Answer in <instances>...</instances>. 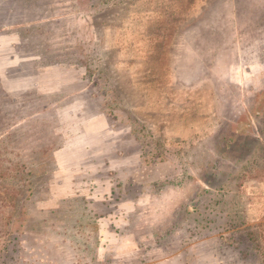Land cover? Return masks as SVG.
<instances>
[{"label":"rangeland","instance_id":"obj_1","mask_svg":"<svg viewBox=\"0 0 264 264\" xmlns=\"http://www.w3.org/2000/svg\"><path fill=\"white\" fill-rule=\"evenodd\" d=\"M263 91L264 0H0V264H264Z\"/></svg>","mask_w":264,"mask_h":264},{"label":"trees","instance_id":"obj_2","mask_svg":"<svg viewBox=\"0 0 264 264\" xmlns=\"http://www.w3.org/2000/svg\"><path fill=\"white\" fill-rule=\"evenodd\" d=\"M260 97L262 98L260 101L264 102V91H263V94L260 95ZM256 100L251 106L250 111H251V114L258 115L257 113L258 101ZM255 110H256V113H255ZM246 114L244 113L243 115H246ZM244 117L245 118H240L242 120L240 121L239 126L240 125L243 126L244 123L247 124L248 116L246 115ZM250 137L251 135L248 133V131L241 132V130L238 127L237 128L233 127L231 130H228V132L226 133V136L222 137L220 142L218 143V146L216 149L217 155L222 156L224 153L232 154L233 151H236L239 148L240 139H245L247 141ZM245 143H248V142H245ZM202 170H203V173L200 178L203 184L206 186V188L200 185L196 187V190H195L196 194L194 197L195 200L192 205L193 210H187L188 212L186 214L193 216L190 219L192 223L206 222V225H210V227L208 228L211 230L213 226H217L219 228V226L221 225L219 223V218L217 219L215 215L212 217L206 216L202 211L204 206H198V205H199L200 200L206 197H210V195L212 196L214 193L215 194L212 196L213 198L219 195V194L217 195V192L219 193L221 187L224 186V183H225V173H224L225 171L222 169H219L218 167H216V165H211L209 163H207ZM206 225H201V226H203L204 228H207Z\"/></svg>","mask_w":264,"mask_h":264},{"label":"crops","instance_id":"obj_3","mask_svg":"<svg viewBox=\"0 0 264 264\" xmlns=\"http://www.w3.org/2000/svg\"><path fill=\"white\" fill-rule=\"evenodd\" d=\"M107 119H105V118H99V119H97V121H96V123L95 124H100L98 127H103L104 126V121H106ZM106 128V127H105ZM87 148V147H86Z\"/></svg>","mask_w":264,"mask_h":264}]
</instances>
